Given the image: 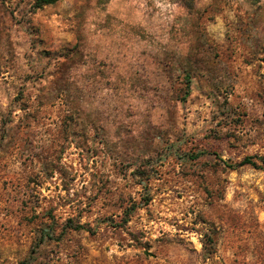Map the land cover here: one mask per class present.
Segmentation results:
<instances>
[{
	"label": "rangeland",
	"instance_id": "374dc122",
	"mask_svg": "<svg viewBox=\"0 0 264 264\" xmlns=\"http://www.w3.org/2000/svg\"><path fill=\"white\" fill-rule=\"evenodd\" d=\"M247 157L264 0H0V264H264Z\"/></svg>",
	"mask_w": 264,
	"mask_h": 264
},
{
	"label": "trees",
	"instance_id": "16d2710c",
	"mask_svg": "<svg viewBox=\"0 0 264 264\" xmlns=\"http://www.w3.org/2000/svg\"><path fill=\"white\" fill-rule=\"evenodd\" d=\"M57 0H35V8H41L45 5H52L56 2ZM182 4L187 8L191 9L193 5L194 0H180ZM242 166H250L254 169H259L263 170L262 166L258 165L256 161H254L252 158H244L242 161L235 165H227V167L232 168V167H242ZM69 229L75 230V231H80V230H86L83 225H69L67 226ZM89 231V230H86Z\"/></svg>",
	"mask_w": 264,
	"mask_h": 264
}]
</instances>
